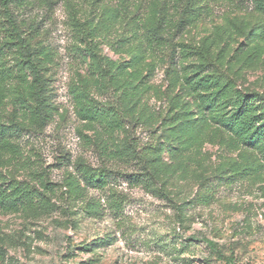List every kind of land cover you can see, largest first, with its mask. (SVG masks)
Segmentation results:
<instances>
[{
    "label": "rangeland",
    "instance_id": "374dc122",
    "mask_svg": "<svg viewBox=\"0 0 264 264\" xmlns=\"http://www.w3.org/2000/svg\"><path fill=\"white\" fill-rule=\"evenodd\" d=\"M13 10L29 45L50 54L40 63L50 117L38 126L30 73L0 14V264H225L203 238L264 264L263 156L220 142L233 134L218 137L185 80L210 74L232 92L264 93V11L249 0H27ZM162 18L167 41L156 43L144 28ZM182 106L185 117L162 125ZM156 128L158 162L102 156V138L131 153ZM80 163L106 169L104 185H86ZM15 184L34 193L13 207Z\"/></svg>",
    "mask_w": 264,
    "mask_h": 264
},
{
    "label": "trees",
    "instance_id": "16d2710c",
    "mask_svg": "<svg viewBox=\"0 0 264 264\" xmlns=\"http://www.w3.org/2000/svg\"><path fill=\"white\" fill-rule=\"evenodd\" d=\"M27 0H0V14L11 26L12 34L16 39V43L22 50L23 64L28 69L31 81L33 85V94L35 95L34 112L39 117L40 128H44L48 123L50 114L48 112V104L46 99V79L42 74L40 63L50 61V54L48 51L43 50V46L39 48H32L29 42L24 37L23 26L21 22L16 20L15 9L16 6H22ZM254 4V9L264 11V0H249ZM180 21V20H179ZM179 22L177 25H180ZM29 33H34L36 28L27 24ZM170 26L169 21H165L163 18L158 19L156 22L151 23L144 28L148 38H152L156 43H160V40L167 41L165 34L168 32ZM25 27V26H24ZM34 37V35L32 36ZM205 58V54L203 55ZM219 59V58H218ZM206 59L198 70L202 71L205 65ZM175 75L172 77L175 81L176 68L174 69ZM198 73L193 76H185L186 84L193 87L194 91L200 99V104L207 110L210 118L215 120L222 130H218V137L223 136L224 132L228 130L233 135V140L229 138L223 139L220 137V142L227 145H233L236 141L242 147L247 149H256L260 152L264 159V93L258 92H246L243 93L239 89L232 88L230 84H220L219 79L215 75L207 74L206 80L199 79V83L194 81ZM215 80L213 81V78ZM175 85V84H174ZM174 100H172L173 102ZM174 108L178 107L175 102ZM188 113L187 108L183 106L177 111L176 115L167 117L162 122V125L175 122L180 117H185ZM88 117H96L97 111L91 109L87 111ZM5 130L0 132V144L4 143L6 139ZM159 134L157 128L150 130L146 140L142 142L140 146L132 141L131 153L125 149H121L115 146L113 142H109L108 139H101L99 142L102 156L106 159H113L116 157H125L132 155L136 161L146 167L147 164L156 163L160 160L161 148L159 147ZM112 147L110 148V145ZM80 174L86 185L92 187H100L107 181L108 173L106 169L96 170L87 166L85 163H80ZM235 175V174H234ZM33 191L28 190L27 186H20L15 184L13 186L12 195L14 196L12 204L16 207V204L23 201L26 198L33 196ZM24 199V200H23ZM7 201V196L0 192V205H3ZM203 241L209 248V250L217 257L218 260H222L225 264H242L238 262L233 252L226 254L219 247L217 242L209 238H203Z\"/></svg>",
    "mask_w": 264,
    "mask_h": 264
}]
</instances>
